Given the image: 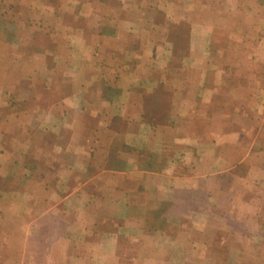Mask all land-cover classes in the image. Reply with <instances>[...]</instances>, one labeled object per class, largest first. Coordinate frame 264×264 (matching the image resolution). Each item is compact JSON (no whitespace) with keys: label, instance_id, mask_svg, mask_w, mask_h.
I'll return each instance as SVG.
<instances>
[{"label":"crops","instance_id":"crops-1","mask_svg":"<svg viewBox=\"0 0 264 264\" xmlns=\"http://www.w3.org/2000/svg\"><path fill=\"white\" fill-rule=\"evenodd\" d=\"M262 233L264 0H0V264H264Z\"/></svg>","mask_w":264,"mask_h":264},{"label":"rangeland","instance_id":"rangeland-1","mask_svg":"<svg viewBox=\"0 0 264 264\" xmlns=\"http://www.w3.org/2000/svg\"><path fill=\"white\" fill-rule=\"evenodd\" d=\"M10 11H11V10H10ZM261 236H262V240L264 241V233H262Z\"/></svg>","mask_w":264,"mask_h":264}]
</instances>
